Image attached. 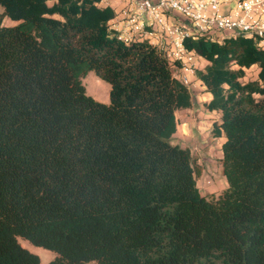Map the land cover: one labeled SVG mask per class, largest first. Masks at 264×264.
Listing matches in <instances>:
<instances>
[{
	"label": "trees",
	"instance_id": "16d2710c",
	"mask_svg": "<svg viewBox=\"0 0 264 264\" xmlns=\"http://www.w3.org/2000/svg\"><path fill=\"white\" fill-rule=\"evenodd\" d=\"M100 2L0 0V264L40 263L18 237L54 251L47 264H264V48L184 38L224 138L227 186L209 197L169 141L192 91L156 45L118 39ZM89 70L108 102L86 93Z\"/></svg>",
	"mask_w": 264,
	"mask_h": 264
},
{
	"label": "built area",
	"instance_id": "2783aa9c",
	"mask_svg": "<svg viewBox=\"0 0 264 264\" xmlns=\"http://www.w3.org/2000/svg\"><path fill=\"white\" fill-rule=\"evenodd\" d=\"M230 4L229 10L219 9ZM175 13L189 20L180 22ZM118 39H145L163 51L174 76L190 90L198 57L184 45V38L197 33L253 35L264 48V0H125L117 19L110 22ZM200 84V83H199Z\"/></svg>",
	"mask_w": 264,
	"mask_h": 264
},
{
	"label": "rangeland",
	"instance_id": "374dc122",
	"mask_svg": "<svg viewBox=\"0 0 264 264\" xmlns=\"http://www.w3.org/2000/svg\"><path fill=\"white\" fill-rule=\"evenodd\" d=\"M3 22L4 24L14 23L8 17H5ZM197 64L199 67L202 66L199 59ZM257 70L256 65L248 68L246 78L256 77ZM82 83L88 95L99 101H109L110 83L100 78L94 70H89L82 77ZM200 86L201 84L197 83L191 90L193 99L196 100L194 108L176 111L177 129L169 141L189 148L194 157L195 167L200 170L197 176L200 192L210 197L218 195L227 186L220 161L224 138L216 137L212 133L213 121L218 119L219 114L205 108L206 90ZM18 240L23 246L39 255V264H47L56 256L54 251L34 245L22 237H18Z\"/></svg>",
	"mask_w": 264,
	"mask_h": 264
},
{
	"label": "crops",
	"instance_id": "0c3cea01",
	"mask_svg": "<svg viewBox=\"0 0 264 264\" xmlns=\"http://www.w3.org/2000/svg\"><path fill=\"white\" fill-rule=\"evenodd\" d=\"M100 4H102V5H110L112 8H114V10H115V12H116V16L111 20V21H113V20H115V19L118 18V16H119V12H120V10L122 9V7H123L124 4H125V0H101ZM229 7H230V4L224 3V4H221V5L219 6V9H220L221 11H223V12H227V11L229 10ZM175 17H176L180 22H182V23H184V24H186V25L189 24V20H188L185 16H183V15H181V14H179V13H175ZM111 21H110V22H111ZM212 34H213L214 36H216V37H222V36H225L227 33H225V32H218V31H215V32L212 33ZM199 62L201 63V65H203V64L205 63V59L199 57ZM200 87H203V85H201ZM209 97H210L209 93L206 92V100L209 99ZM195 101H196V100H195ZM195 101H194V99H193V105H192V107L184 108V109H181V110H188V109L194 108V106H195ZM213 112H215V111H213ZM216 112H217V111H216ZM176 115H177V114H176Z\"/></svg>",
	"mask_w": 264,
	"mask_h": 264
}]
</instances>
